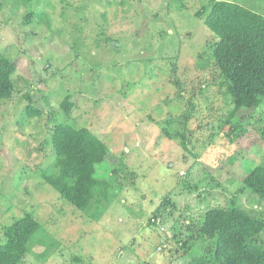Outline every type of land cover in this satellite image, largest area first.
<instances>
[{
  "label": "rangeland",
  "instance_id": "374dc122",
  "mask_svg": "<svg viewBox=\"0 0 264 264\" xmlns=\"http://www.w3.org/2000/svg\"><path fill=\"white\" fill-rule=\"evenodd\" d=\"M225 1L264 15V0ZM0 2V52L16 65L0 101V244L26 213L39 225L20 264H193L212 249L198 232L207 211L264 218L243 183L264 165L263 105L230 116L216 37L196 14L211 0ZM64 122L110 150L96 175L116 196L97 221L40 178Z\"/></svg>",
  "mask_w": 264,
  "mask_h": 264
},
{
  "label": "trees",
  "instance_id": "16d2710c",
  "mask_svg": "<svg viewBox=\"0 0 264 264\" xmlns=\"http://www.w3.org/2000/svg\"><path fill=\"white\" fill-rule=\"evenodd\" d=\"M196 14L216 37L210 53L212 69L223 81L232 105L230 116L243 108L255 110L263 105L264 110V15L225 0H211L207 10L202 8ZM37 17L45 20L42 15ZM15 71V63L0 52V101L10 98ZM60 106L64 114L72 107L68 100ZM26 114L33 117L41 113L28 106ZM50 145L54 160L40 178L70 206L97 221L116 196L115 187L96 175V167L109 162L110 150L88 129L67 122L54 126ZM113 167L111 172L116 170ZM243 183L264 201V165L254 166ZM38 228L30 214L14 220L3 232L0 264H20ZM198 232L211 241L212 249L209 255L195 258L193 264H264V243L259 239L264 233V218H253L233 205L213 208L204 215ZM47 250L38 255L41 260H46Z\"/></svg>",
  "mask_w": 264,
  "mask_h": 264
}]
</instances>
